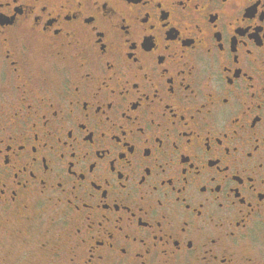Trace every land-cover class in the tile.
Here are the masks:
<instances>
[{
    "label": "flooded vegetation",
    "instance_id": "flooded-vegetation-1",
    "mask_svg": "<svg viewBox=\"0 0 264 264\" xmlns=\"http://www.w3.org/2000/svg\"><path fill=\"white\" fill-rule=\"evenodd\" d=\"M13 214L56 264H264V0H0Z\"/></svg>",
    "mask_w": 264,
    "mask_h": 264
},
{
    "label": "rangeland",
    "instance_id": "rangeland-1",
    "mask_svg": "<svg viewBox=\"0 0 264 264\" xmlns=\"http://www.w3.org/2000/svg\"><path fill=\"white\" fill-rule=\"evenodd\" d=\"M8 218L7 224L0 223V264H56L42 254L54 250L52 246L57 244L48 242L49 237L44 238L49 223L41 231L28 232L18 226L15 214Z\"/></svg>",
    "mask_w": 264,
    "mask_h": 264
}]
</instances>
